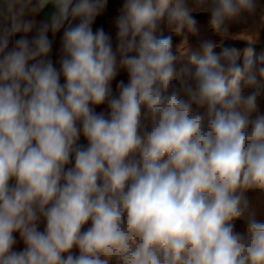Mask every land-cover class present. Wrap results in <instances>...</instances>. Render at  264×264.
<instances>
[{"label": "clouds", "instance_id": "clouds-1", "mask_svg": "<svg viewBox=\"0 0 264 264\" xmlns=\"http://www.w3.org/2000/svg\"><path fill=\"white\" fill-rule=\"evenodd\" d=\"M108 4L0 0V264H264V0Z\"/></svg>", "mask_w": 264, "mask_h": 264}, {"label": "rangeland", "instance_id": "rangeland-1", "mask_svg": "<svg viewBox=\"0 0 264 264\" xmlns=\"http://www.w3.org/2000/svg\"><path fill=\"white\" fill-rule=\"evenodd\" d=\"M198 20L199 33L196 35L189 34L185 31L182 36L173 35V49L179 53L189 51H198L201 41L210 39L216 42L218 47L216 51L219 52L221 48H234L240 52L241 63L246 58V52L251 49L250 56L247 58L252 59L257 66H264V24L258 25L254 29L247 27H234L230 35L214 34L209 27V17L207 15H199L196 17ZM167 34H171L166 32ZM186 37V40L184 39ZM187 62L186 55L184 56ZM251 90L245 89V95L249 94ZM259 108L264 112V95L259 100ZM251 195V193H249ZM237 230H243V222L236 223Z\"/></svg>", "mask_w": 264, "mask_h": 264}, {"label": "crops", "instance_id": "crops-1", "mask_svg": "<svg viewBox=\"0 0 264 264\" xmlns=\"http://www.w3.org/2000/svg\"><path fill=\"white\" fill-rule=\"evenodd\" d=\"M121 6V0H109V4H108V8L107 11L105 12V14H103L102 16H100L97 19V26L102 25L106 31H109L112 33L113 37H115V28H114V17L118 14V10ZM43 15V14H41ZM59 46V39L57 38V43L55 45V47L58 48ZM118 79H125L126 80V75L124 73H121V75L118 77ZM113 87H115V84L113 85ZM98 111L100 109H97ZM81 143H86V141H84L83 137H81ZM22 246V245H20Z\"/></svg>", "mask_w": 264, "mask_h": 264}]
</instances>
